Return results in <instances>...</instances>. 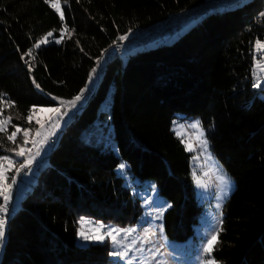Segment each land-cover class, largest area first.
I'll list each match as a JSON object with an SVG mask.
<instances>
[{
  "label": "trees",
  "instance_id": "1",
  "mask_svg": "<svg viewBox=\"0 0 264 264\" xmlns=\"http://www.w3.org/2000/svg\"><path fill=\"white\" fill-rule=\"evenodd\" d=\"M203 1L61 0V20L45 0H0V103L12 121L0 132V157L14 159L10 183L29 159L15 154L17 146L32 145L24 144L23 131L16 143L9 141L13 126L28 129L31 139L34 126L26 117L32 109L84 94L96 59L122 42L121 36ZM261 13L264 0H253L201 16V23L170 45L158 42L110 59L88 102L55 140L21 207L9 217L0 212L8 219L0 264H109L108 240L87 248L76 240L83 219L128 227L142 216L141 200L117 174L122 162L172 205L164 216L167 237H192L204 207L196 195L192 154L172 130L179 114L200 117L212 151L235 182L214 259L264 264V89L253 87L255 42L264 41ZM64 29L60 44L34 49L49 32L60 38ZM110 133L114 149L106 143Z\"/></svg>",
  "mask_w": 264,
  "mask_h": 264
},
{
  "label": "rangeland",
  "instance_id": "2",
  "mask_svg": "<svg viewBox=\"0 0 264 264\" xmlns=\"http://www.w3.org/2000/svg\"><path fill=\"white\" fill-rule=\"evenodd\" d=\"M48 3L51 6V0ZM60 6L64 15L61 0ZM52 9L60 16L59 12L53 7ZM203 18L198 17L186 22L183 25V29L177 32L175 37L160 42V45L172 44L185 32L201 23ZM52 33L53 35L51 37L47 35L44 37H47V43L41 44L39 48L34 47V49H41L50 44H60L67 37L68 32L66 29L62 31L63 39L56 37L55 32ZM56 40H61V42L57 43ZM152 47L155 48L157 45H151L147 48ZM255 59L256 83L259 79L261 85L256 88L264 89V70L257 71V62L259 61L261 64H264V51L257 52L255 47ZM99 83L100 80L97 78L96 73H94L92 75V81L89 82L86 91L95 89ZM86 100L81 99L76 103L75 107L68 104V101H61L58 106L40 107L32 112L33 119L31 122L34 126L35 134L31 139L28 137V143L30 142L32 145L30 147L25 146L28 150L25 154L29 158L28 160H31V163L28 167L18 172L15 178V184H11L9 181V173L13 170L14 164L6 172L7 180L5 183L11 186L9 190L10 199L6 204V207L10 206L7 208V215L10 209L13 208V212H16L21 207L22 200L28 196L33 186L37 183L39 177L38 169L36 168L30 171V167L39 161L47 160L60 132L71 120L73 113L78 111L80 106L88 102ZM47 108H59L60 112L56 114L48 111H40V109ZM0 109H2L1 103ZM7 118L2 111L0 119L6 120ZM37 120L40 121L39 124L36 122ZM196 121H200L203 128V138H206L208 141L206 148L200 142L199 130L189 127V125ZM11 124L12 121L7 124V131ZM172 130L182 140L186 148L189 145L192 148L191 151H187L192 154L191 165L197 199L199 204L204 207V215L201 224L196 227L195 234L184 242L170 240L164 230V216L169 210L167 205L170 202L159 194L158 188L154 183L150 181L142 182L138 178L132 177L128 171V164L122 162L126 166L123 169L118 167L117 174L125 179L126 186L132 187V192L136 199L141 200V205L143 206L142 216L136 223L128 227H122L102 220L83 219V222L81 221L80 223L76 240L78 247L87 248L93 243H101L108 240L111 243L112 253L128 252L127 256H118L111 253V262L109 264H127L128 259H132V264H203L204 260L210 258L208 254L203 252V247L206 240L210 238L214 231L221 228V221H223L224 217V205L235 189V182L231 179L221 161L212 151L208 129L203 125L200 117L183 119V115L179 114L173 122ZM37 131H40L41 135L37 136ZM178 132L180 133L179 136L177 135ZM19 134L20 132L17 133L16 137ZM106 137L107 145L114 149L113 134H107ZM37 152L39 153L38 155ZM12 160L14 161V159ZM5 167H7V162H5ZM20 175L22 176L20 177ZM221 177L225 178L224 181L220 179ZM162 207L166 209L163 212H161ZM161 224L163 225V232L159 230ZM98 225L103 226L99 229V234L103 236L102 240H83L79 235L81 231H84L88 235H95ZM111 229H129L132 231L113 233V236H115L118 242L114 246L112 236L108 235ZM213 253L214 251L211 254V258H214Z\"/></svg>",
  "mask_w": 264,
  "mask_h": 264
},
{
  "label": "snow or ice",
  "instance_id": "3",
  "mask_svg": "<svg viewBox=\"0 0 264 264\" xmlns=\"http://www.w3.org/2000/svg\"><path fill=\"white\" fill-rule=\"evenodd\" d=\"M45 2H49V0H45ZM51 7H53L57 12L60 13V19L63 20L64 19V15H63V12L61 11V6H60V0H51ZM262 17H264V13H261L260 14ZM53 35L52 32H49L47 34L48 37H51ZM61 39H63V36H61ZM121 40L125 39L124 36H121L120 37ZM48 40H47V37L40 40L38 43H36L34 45V47H37L39 48L41 44L43 43H47ZM57 43H60L61 40H56ZM255 47H256V51L257 52H261V51H264V42H262L261 40H257L255 42ZM29 55L31 54V51H29L28 53ZM259 70H264V64H261L259 61L257 62V71ZM92 72L95 73L96 72V69L93 68L92 69ZM254 74H256L254 72ZM89 81H92V76L90 75L89 76ZM35 83V81H33ZM260 81L258 79L257 83H255L253 85V87H260ZM36 87L39 88L40 85L39 84H36ZM82 94H83V90L81 91V95H77L75 96L71 101H68L67 103L70 104L71 106L75 107L76 106V103L78 101H80L82 99ZM53 99H56L55 97H53ZM36 109L35 107L32 109V112H34ZM40 111H48V112H52V113H56L58 114L60 112V109L59 108H47V109H40ZM0 115H2V109H0ZM27 121L29 123H31L32 119H33V115L30 113L27 117H26ZM11 122V117H8L6 120L4 119H0V132H7V124ZM38 124L40 123L39 120L36 121ZM15 127V131H13L10 135L7 136V139L9 141H12L13 143H16V135L18 132H21L23 131L24 132V136H25V140H24V144L26 145L28 143V136H29V130L28 129H21L17 126H13ZM189 127L193 128V129H197L199 130V135L201 137V144L206 148L207 147V144H208V141L206 138H203V128L200 124V121H196L194 123H192L191 125H189ZM37 136L41 135L40 131H37L36 133ZM177 135L179 136L180 133L178 132ZM35 143V141H34ZM19 148V151H16V155L17 156H24L25 155V152L28 151L25 147H23L22 145H18L17 146ZM186 150L188 151H191L192 148L191 146H187ZM13 151H15L13 149ZM39 153L37 152V155ZM5 162H7V167H5ZM31 163V160H25L24 163L20 164L19 168L17 169V172L20 171V169H23L25 167H28ZM14 164V161L10 158V157H7V156H3V157H0V196H3L4 197V200H5V205H0V212H7L8 209L6 207V204H7V201L10 199V196H9V190H10V185L6 184L5 181L7 180V176H6V172L7 170H9ZM125 164L124 163H121L118 167L120 169H123L125 168ZM222 181H224V177H221L220 178ZM12 183L15 184L16 183V180H15V177H13L12 179ZM168 208L172 207L171 204H168L167 205ZM164 209L163 207L161 208V212H163ZM222 215V213H221ZM5 218L4 216H0V247H2L3 245V239H4V236H5V231H4V227H5ZM83 222V220H82ZM222 223V221H221ZM103 227L102 225H98L97 228H96V234L95 235H88L86 234L84 231H81L80 232V236L83 240H90V239H94V240H102L103 239V236L99 234V229ZM160 232H163V225L161 224L160 225V228H159ZM223 229L222 228H218L214 231V233L210 236V238H208L206 240V243L203 247V252L208 254V256L210 257L209 259H206L204 260L203 264H217L216 260L214 258H211V254L212 252L214 251V248H215V245L219 242L218 241V236H219V232L222 231ZM129 231H132V230H129V229H111L108 233V235L112 236L113 238V244L114 246L118 243L115 239V236H113V233H116V232H129ZM113 255H118V256H127L128 255V252L125 251L123 253L121 252H114L112 253ZM127 264H132V259H128L127 260Z\"/></svg>",
  "mask_w": 264,
  "mask_h": 264
},
{
  "label": "built area",
  "instance_id": "4",
  "mask_svg": "<svg viewBox=\"0 0 264 264\" xmlns=\"http://www.w3.org/2000/svg\"><path fill=\"white\" fill-rule=\"evenodd\" d=\"M253 0H205L200 5L183 10L176 14H173L168 20L161 24L153 26L151 28L139 29L124 39L122 42L117 44L110 50H104L102 55L96 59L98 64L96 70V76L100 80L104 73L106 72V64L112 58L127 56L131 51L148 47L150 45L156 44L158 42L165 41L171 36H174L177 32L183 29V25L201 16H207L215 12H219L225 9H235ZM92 90H87L82 99H88L92 94ZM47 164V160L39 161L30 167V171L33 169H43ZM22 175H20L21 177ZM8 206L7 208H9ZM13 208L9 210L8 217L11 216ZM5 237L8 230V219H5Z\"/></svg>",
  "mask_w": 264,
  "mask_h": 264
},
{
  "label": "crops",
  "instance_id": "5",
  "mask_svg": "<svg viewBox=\"0 0 264 264\" xmlns=\"http://www.w3.org/2000/svg\"><path fill=\"white\" fill-rule=\"evenodd\" d=\"M175 35H176V34H175ZM175 35H174V36H175ZM172 37H173V36H172Z\"/></svg>",
  "mask_w": 264,
  "mask_h": 264
}]
</instances>
